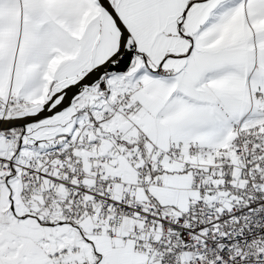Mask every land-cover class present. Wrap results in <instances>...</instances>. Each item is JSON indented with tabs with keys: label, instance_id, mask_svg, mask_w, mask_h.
<instances>
[{
	"label": "snow or ice",
	"instance_id": "obj_1",
	"mask_svg": "<svg viewBox=\"0 0 264 264\" xmlns=\"http://www.w3.org/2000/svg\"><path fill=\"white\" fill-rule=\"evenodd\" d=\"M0 264H264V0H0Z\"/></svg>",
	"mask_w": 264,
	"mask_h": 264
}]
</instances>
